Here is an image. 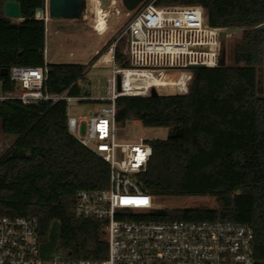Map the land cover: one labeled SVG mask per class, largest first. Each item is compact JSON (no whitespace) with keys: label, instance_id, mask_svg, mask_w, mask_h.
Wrapping results in <instances>:
<instances>
[{"label":"trees","instance_id":"obj_1","mask_svg":"<svg viewBox=\"0 0 264 264\" xmlns=\"http://www.w3.org/2000/svg\"><path fill=\"white\" fill-rule=\"evenodd\" d=\"M0 0V96L20 87L12 66L48 68L44 82L52 94L69 89L89 94L78 80L86 64L45 60V22L34 16L46 0H18L23 19L5 16ZM158 4H195L211 26L240 27L235 64L201 68L183 93L121 95L116 121L138 120L144 126H167L166 138L149 140L152 155L136 176L140 188L157 196H213L217 206L157 207V220L228 219L253 230L255 264H264V88L259 79L264 31V0H158ZM107 57V56H106ZM118 66L127 55L115 52ZM8 69V73H5ZM65 101L25 104L0 101V130L15 136L0 158V215L34 216L45 253L66 258L100 259L107 255L101 220L76 217V194L102 189L110 166L69 131Z\"/></svg>","mask_w":264,"mask_h":264},{"label":"built area","instance_id":"obj_2","mask_svg":"<svg viewBox=\"0 0 264 264\" xmlns=\"http://www.w3.org/2000/svg\"><path fill=\"white\" fill-rule=\"evenodd\" d=\"M99 1L102 6V0ZM157 1L143 0L133 11L126 10L129 19L101 60L112 70L107 78V95H71L69 89L52 94L44 86L46 64L11 67L10 76L20 89L0 96V101L5 98H17L25 104L65 101L69 131L109 164L108 185L102 189L79 190L74 207L76 217L101 220L108 248L107 255L100 259L66 258L58 253L46 256L36 217L0 215V264H255L253 230L248 224L228 219L147 217L157 208L155 196L140 188L136 176L146 170L152 146L144 138L122 140L123 131L116 121V98L149 95L152 87L157 90L164 87L153 85V76L164 77L172 70L178 71L176 79L185 77V83L169 85H178L186 92L194 75L190 65L219 64L220 33L225 29L206 23L200 5H160ZM114 3L115 0H110L109 7ZM110 13L106 16L105 30ZM41 19L48 31L47 12ZM123 36L128 39L129 65L120 67L115 60V47ZM90 100L101 102V107L88 116L70 113L71 103Z\"/></svg>","mask_w":264,"mask_h":264},{"label":"rangeland","instance_id":"obj_3","mask_svg":"<svg viewBox=\"0 0 264 264\" xmlns=\"http://www.w3.org/2000/svg\"><path fill=\"white\" fill-rule=\"evenodd\" d=\"M102 1L105 12L111 11L107 30H105V27L104 30L96 31L95 26L93 27L92 20L94 19V5L91 4L92 2L89 0L90 3H87L85 18L82 19L83 21L85 20L84 25L79 24V22H76L75 24L63 22L58 26L54 24L51 35L46 36V60L50 62L74 61L86 64L84 73L85 78L82 79L81 83L93 97L108 94L107 78L112 74V70L109 65L104 66L105 63L101 62L102 56L108 52L111 41H113L117 33L129 19L121 0H115V3L111 4L110 7V0ZM116 13L119 14L117 15ZM15 21L20 20L15 19ZM102 24L98 23V25ZM57 28L59 32L55 33ZM240 38V32H233L228 34L223 44L220 42L219 55L224 59L225 64H235L233 50L234 45L239 42ZM127 46V36H123L118 41L115 47V52L119 49L124 55H127ZM173 71L174 70L168 71L169 75L166 76H173L175 78L178 71ZM258 71L259 79L263 87L264 45L262 51V63L258 66ZM158 92L159 94L183 93L178 85L161 86L158 89ZM100 107L101 102L90 100L73 102L69 106V109L70 113L73 115L88 116L91 111L98 110ZM84 126L85 125L83 124V131ZM119 127L124 135L122 140L128 141H136L139 140V138L148 140L154 138H166L169 131L167 126H144L138 120H129L124 126ZM14 142L15 136L4 135L0 130V158L13 146ZM155 205L162 208L189 207L195 205L214 207L217 206V200L213 196H157L155 197ZM53 250V252L46 251V256L57 253L55 249Z\"/></svg>","mask_w":264,"mask_h":264},{"label":"water","instance_id":"obj_4","mask_svg":"<svg viewBox=\"0 0 264 264\" xmlns=\"http://www.w3.org/2000/svg\"><path fill=\"white\" fill-rule=\"evenodd\" d=\"M123 6L128 11H133L143 0H121ZM88 0H47V7H37L34 11L36 18H41L44 12H47L48 17L52 19H74L82 20L85 18ZM4 14L13 19H23L20 2L18 0H6L4 2ZM47 10V11H45ZM257 29L264 31V22L256 26ZM243 29L240 27H228L221 30L220 39L221 43L225 42L226 37L230 33L241 32ZM220 64H225L224 59L220 57ZM193 69L195 76L199 74L201 68L206 67L204 64L190 65ZM8 73V69H5ZM118 89H121V75H117ZM264 88V86H263ZM159 92L155 87L150 90V95H158Z\"/></svg>","mask_w":264,"mask_h":264},{"label":"bare ground","instance_id":"obj_5","mask_svg":"<svg viewBox=\"0 0 264 264\" xmlns=\"http://www.w3.org/2000/svg\"><path fill=\"white\" fill-rule=\"evenodd\" d=\"M90 2H92L91 4L94 5V7H93L94 8V11H93L94 12V19L92 20L93 21V26H95L96 31L104 30V28L107 25L106 16L108 15V12H105L103 7L100 5V1L99 0H90ZM90 2H88V3H90ZM97 22L101 23V24L103 23V24L102 25H98ZM151 83H153V85H164V87L165 86H172L175 83H180L182 85V84L185 83V77L180 78L178 80V79L174 78L173 76H164V77L153 76V78L151 80ZM169 84H172V85H169Z\"/></svg>","mask_w":264,"mask_h":264},{"label":"crops","instance_id":"obj_6","mask_svg":"<svg viewBox=\"0 0 264 264\" xmlns=\"http://www.w3.org/2000/svg\"><path fill=\"white\" fill-rule=\"evenodd\" d=\"M102 3H103V1H102ZM102 7H103V4H102ZM104 8V7H103ZM127 10V9H126ZM63 22H70L71 24L72 23H76V22H79V24H81V25H84L85 24V20L83 21V20H74V19H52V18H49V23H48V25H49V30L48 31H45V60H46V36L47 35H51V32H52V28H53V25L54 24H56V26H58V25H60V24H62ZM59 32V30H58V28L55 30V33H58ZM46 62H50V61H47L46 60ZM66 62H74V61H66ZM79 63H82V62H79ZM101 65V64H100ZM104 66H108V65H105L104 64ZM85 73V72H84ZM83 78H85V75H83V77L82 78H80L79 80H78V83L81 85V86H83L82 85V83H81V81H82V79ZM100 96V95H99Z\"/></svg>","mask_w":264,"mask_h":264}]
</instances>
